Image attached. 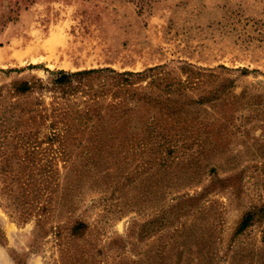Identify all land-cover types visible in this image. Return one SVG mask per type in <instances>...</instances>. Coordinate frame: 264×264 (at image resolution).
Masks as SVG:
<instances>
[{
	"label": "rangeland",
	"instance_id": "rangeland-1",
	"mask_svg": "<svg viewBox=\"0 0 264 264\" xmlns=\"http://www.w3.org/2000/svg\"><path fill=\"white\" fill-rule=\"evenodd\" d=\"M12 1L0 264H264V218L236 233L264 209V0ZM182 62L212 74L186 81ZM159 64L176 89L135 83L148 100L104 77L71 94L48 83Z\"/></svg>",
	"mask_w": 264,
	"mask_h": 264
},
{
	"label": "trees",
	"instance_id": "trees-1",
	"mask_svg": "<svg viewBox=\"0 0 264 264\" xmlns=\"http://www.w3.org/2000/svg\"><path fill=\"white\" fill-rule=\"evenodd\" d=\"M19 1L13 2L8 0V3L2 5V0H0V6L6 8L5 11L0 13V29L7 23L16 18V13L20 7ZM222 66V65H221ZM166 64H159L151 67H147L141 71H117L111 67H101V68H89L81 69L76 71H67L64 69H57L55 71H49L51 77L48 83L53 89L61 92L62 94H71L83 89V85L89 84L91 80L104 77L111 81L113 86H117L116 90L130 91V95L137 99H150L146 93H142L137 86L134 87L135 83L146 80V86L142 88H147L151 86H157L158 89L164 91L175 92L176 87H173V79L171 72L166 70ZM223 67V66H222ZM48 70V69H47ZM242 72H248L247 68L240 69ZM180 71L186 75V81H199L205 74L211 73V70L204 67H197L191 63L182 62L180 65ZM195 82V81H194ZM180 84V82H177ZM228 81L220 83L214 89V92H220L224 90V85L228 86ZM183 83H181L182 85ZM172 86V88H170ZM220 87V88H219ZM30 85L27 83H22L17 89L19 92L24 93L30 89ZM170 88V89H168ZM264 218V209L249 211L247 212L237 230L236 233L244 232L249 226H251L257 218ZM84 224L81 222L75 223L72 227V234H80L84 228Z\"/></svg>",
	"mask_w": 264,
	"mask_h": 264
}]
</instances>
